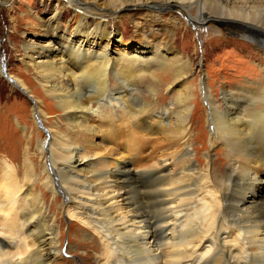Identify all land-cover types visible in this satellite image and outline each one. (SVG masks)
I'll return each mask as SVG.
<instances>
[{"label":"bare ground","instance_id":"obj_1","mask_svg":"<svg viewBox=\"0 0 264 264\" xmlns=\"http://www.w3.org/2000/svg\"><path fill=\"white\" fill-rule=\"evenodd\" d=\"M207 3L228 13L214 14ZM64 6L75 9L73 34L61 33L70 50L63 45L50 50V40L46 47L23 43L22 51L60 112L54 123L46 120L45 144L34 127L40 137L36 153L42 161L47 157L40 182L70 225L77 223L82 236L91 235L93 264H264V67L257 80L223 89L222 104L205 86L211 133L200 165L195 155L201 148L194 147L195 155L191 150L189 105L175 121L165 122L149 104L130 103L128 89L114 81L116 76L131 84L145 66L162 68L169 48L159 50L158 42L148 48L140 40L142 46L137 42L128 52L122 43L112 53L100 44L122 39L103 10L119 17L133 9L177 8L199 22L227 23L264 46V20H256L258 9L264 13V0H56L53 15H61ZM152 11L147 16L156 22L160 16ZM175 17L171 13V29L180 22ZM47 27L53 29L50 21ZM189 62L183 61L180 74L189 73ZM110 82L116 85L115 99L127 104L117 115L98 112L97 101L109 94ZM191 89L179 96L183 102ZM100 132L116 147L100 145ZM216 145L224 149L223 165L219 155L213 158ZM26 164L22 180L9 165H0V264H61L66 262L60 253L61 220L34 190L37 175L30 159Z\"/></svg>","mask_w":264,"mask_h":264},{"label":"rangeland","instance_id":"obj_2","mask_svg":"<svg viewBox=\"0 0 264 264\" xmlns=\"http://www.w3.org/2000/svg\"><path fill=\"white\" fill-rule=\"evenodd\" d=\"M1 1L3 3L0 4V165H9L18 179L22 180L26 176V162L28 159L31 160L34 173L37 175L34 190L41 194L45 203L50 206L51 212L61 220L60 253L66 260L61 264H93L94 250L90 244L91 235L82 236L77 223L70 225L63 211H59L58 202L54 204L50 193L40 182L42 162H45L47 157L45 155L42 161L36 153V142L40 137H37L34 127L40 131L45 144L49 130L46 120L54 123L60 112L57 109L56 100L42 89L35 78V73L25 63L22 51L23 43H34L38 47H46L50 40H53L52 45H55L54 47L51 45L50 50L55 48L58 51L63 47L69 51L67 43L61 40V33L73 34L76 25L74 23L75 9L64 6L61 15L57 13L53 15L56 12V0ZM207 4L206 8L214 11V14L228 13L220 7L216 8L217 5ZM60 8L61 4L57 7V11ZM260 9L257 10L256 20L263 21L264 13ZM150 10L158 17L160 16L158 21L154 22L150 17L148 18V12H151L149 10L140 12L133 9L127 15L119 17L112 16L108 9L103 10L102 13L104 12L106 20H109V27L119 30L118 32L122 33V39L115 38L109 42L102 40L100 44H106L112 53L118 49L121 50L122 43L126 44L128 52L129 47L136 45L137 42V46H142L139 43L140 40H145L148 48H151L155 42L159 43V50L169 48L170 54L164 67L145 66L144 72L136 78L138 80L133 79L131 84L121 83L116 76L114 81L128 89L127 98L130 103L137 107L149 104L153 107L155 114H161L164 117L165 122L175 121L176 115L181 114L182 109L189 105L187 120L193 142L191 150L194 154V147L201 148L197 155L194 154L196 163L201 165L203 164L201 161L203 153L209 148L211 133V124H207L209 106L202 98L205 86L212 92L216 102L222 104L223 89L245 85V80L252 78L257 80L263 74L261 68L264 67V46L253 37L239 33L237 28H231L232 26L227 23L199 22L186 11L177 8H150ZM171 13L180 20L174 29L169 26ZM49 21L53 29L54 25L59 29H49L47 27ZM90 21H92L91 18ZM134 24L139 26L138 33ZM147 47L142 48L147 49ZM148 56L149 53H147ZM149 59L150 57L146 58L144 62L148 63ZM184 60L191 61L188 63L190 70L187 74H180L179 67ZM1 64H4L5 72L14 81L20 79L24 86L18 84L19 81L16 82L19 86L9 82L2 75ZM115 83L110 82L109 94L107 93L104 99L97 101V105H101L99 111L97 110L99 113L117 115L127 108L123 100L115 99ZM188 86L192 87V95L185 100L186 102H183L179 96ZM111 93L114 100L110 99ZM34 107L40 111L43 110L44 115L40 112L36 113ZM96 141L105 146L116 147L117 145V143H109L104 139L101 132L96 137ZM143 154L145 155V152ZM212 154L214 159L219 155L223 162L225 153L222 145H216L212 149ZM221 162L219 160V163ZM260 171L264 178V165ZM53 180L57 188L61 187L58 174H54ZM58 196L60 202L63 203V196L60 193ZM70 237L74 244L72 252L68 251Z\"/></svg>","mask_w":264,"mask_h":264},{"label":"water","instance_id":"obj_3","mask_svg":"<svg viewBox=\"0 0 264 264\" xmlns=\"http://www.w3.org/2000/svg\"><path fill=\"white\" fill-rule=\"evenodd\" d=\"M2 75L11 83L14 85H18L12 77H10L5 71L2 72ZM19 86V85H18ZM24 91V90H23ZM26 93V92H25ZM29 97V96H28Z\"/></svg>","mask_w":264,"mask_h":264}]
</instances>
